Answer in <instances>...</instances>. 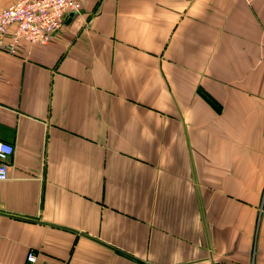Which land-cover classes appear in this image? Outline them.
Wrapping results in <instances>:
<instances>
[{
	"label": "crops",
	"instance_id": "0c3cea01",
	"mask_svg": "<svg viewBox=\"0 0 264 264\" xmlns=\"http://www.w3.org/2000/svg\"><path fill=\"white\" fill-rule=\"evenodd\" d=\"M0 140V264H264V0H80Z\"/></svg>",
	"mask_w": 264,
	"mask_h": 264
},
{
	"label": "built area",
	"instance_id": "2783aa9c",
	"mask_svg": "<svg viewBox=\"0 0 264 264\" xmlns=\"http://www.w3.org/2000/svg\"><path fill=\"white\" fill-rule=\"evenodd\" d=\"M79 1L15 0L0 9V52L15 55L20 40L29 44L47 43L65 15L78 10ZM6 35L9 36L7 43L4 41ZM12 152V145L0 140V181L7 178L6 160ZM25 264H36L34 253H26Z\"/></svg>",
	"mask_w": 264,
	"mask_h": 264
}]
</instances>
